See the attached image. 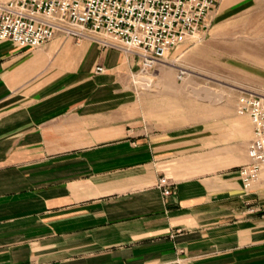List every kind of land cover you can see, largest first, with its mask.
I'll list each match as a JSON object with an SVG mask.
<instances>
[{"label":"crops","instance_id":"0c3cea01","mask_svg":"<svg viewBox=\"0 0 264 264\" xmlns=\"http://www.w3.org/2000/svg\"><path fill=\"white\" fill-rule=\"evenodd\" d=\"M133 66L87 40L0 41V264H264V183L237 173L249 117L131 116Z\"/></svg>","mask_w":264,"mask_h":264},{"label":"built area","instance_id":"2783aa9c","mask_svg":"<svg viewBox=\"0 0 264 264\" xmlns=\"http://www.w3.org/2000/svg\"><path fill=\"white\" fill-rule=\"evenodd\" d=\"M220 1L8 0L0 2V41L36 49L58 36L76 43L87 40L102 49L132 55L137 59L138 74L146 76L171 51L207 28L208 16ZM103 71L100 66L94 69L96 74ZM235 111L248 116L252 125L248 162L237 171L242 189L247 191L259 180L264 183V100L242 92ZM158 187L163 196L170 195L165 177Z\"/></svg>","mask_w":264,"mask_h":264},{"label":"rangeland","instance_id":"374dc122","mask_svg":"<svg viewBox=\"0 0 264 264\" xmlns=\"http://www.w3.org/2000/svg\"><path fill=\"white\" fill-rule=\"evenodd\" d=\"M130 57L134 66L125 83L139 101L130 115L147 122L183 123L202 107L209 113L227 109L242 92L264 100V0H221L210 12L207 28L171 51L146 76L138 74L137 59ZM143 80L151 81L143 86ZM154 80L158 86L151 83ZM198 90L213 96H193Z\"/></svg>","mask_w":264,"mask_h":264},{"label":"bare ground","instance_id":"6f19581e","mask_svg":"<svg viewBox=\"0 0 264 264\" xmlns=\"http://www.w3.org/2000/svg\"><path fill=\"white\" fill-rule=\"evenodd\" d=\"M144 83V84H143ZM150 83V81L149 80H143L142 81V85L144 86V85H146V84H149Z\"/></svg>","mask_w":264,"mask_h":264}]
</instances>
